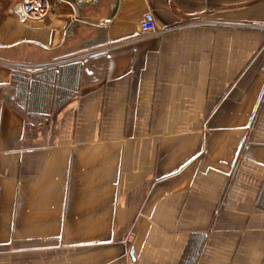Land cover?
I'll return each instance as SVG.
<instances>
[{"label": "crops", "instance_id": "0c3cea01", "mask_svg": "<svg viewBox=\"0 0 264 264\" xmlns=\"http://www.w3.org/2000/svg\"><path fill=\"white\" fill-rule=\"evenodd\" d=\"M0 0V264H264V0ZM154 14L161 37L138 25ZM110 20L103 25L102 22ZM79 67L25 130L12 71Z\"/></svg>", "mask_w": 264, "mask_h": 264}, {"label": "trees", "instance_id": "16d2710c", "mask_svg": "<svg viewBox=\"0 0 264 264\" xmlns=\"http://www.w3.org/2000/svg\"><path fill=\"white\" fill-rule=\"evenodd\" d=\"M79 66V65H78ZM75 64L33 71L14 69L7 97L16 101L15 106L24 113L25 130L33 123H43L61 103L77 94L79 67ZM257 205L264 208V190ZM198 241L190 240L180 264H195Z\"/></svg>", "mask_w": 264, "mask_h": 264}, {"label": "built area", "instance_id": "2783aa9c", "mask_svg": "<svg viewBox=\"0 0 264 264\" xmlns=\"http://www.w3.org/2000/svg\"><path fill=\"white\" fill-rule=\"evenodd\" d=\"M20 5L21 15L25 19L41 20L49 13V4L47 0H22ZM109 23V19L102 22L103 25ZM138 29L140 34L153 37H161L171 31V29H157L154 14L151 11H146L143 14Z\"/></svg>", "mask_w": 264, "mask_h": 264}]
</instances>
